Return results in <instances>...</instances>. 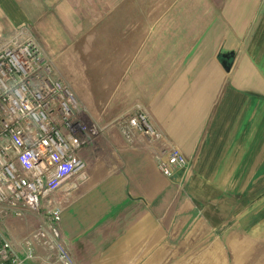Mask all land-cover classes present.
<instances>
[{"label":"crops","instance_id":"1","mask_svg":"<svg viewBox=\"0 0 264 264\" xmlns=\"http://www.w3.org/2000/svg\"><path fill=\"white\" fill-rule=\"evenodd\" d=\"M127 1L76 0V8L72 0L46 1L73 34L82 23L113 16L119 17L118 35L134 34L131 41L101 42L107 55L101 57L99 68L92 69L87 62L84 68L79 63L74 64L77 69L72 67L73 92L84 98L96 120L85 116L89 132L80 151L84 173L57 192L71 264H156L157 256L170 255L167 242L176 235L177 223L166 212L158 216V211L172 208L174 201L180 209L192 207L183 195L188 179L196 190L209 186L220 193L264 192V0H169L159 10L153 8L156 0H130L137 7L132 12L125 8ZM144 1L150 4L144 14L149 18L146 25L140 20ZM124 17L132 18V24L126 26ZM49 18L54 30L45 31L55 43L53 53H59L66 31L55 12ZM224 53L230 54L229 71L221 63ZM74 79L84 83L77 86ZM95 80L101 82L99 88ZM97 90L105 98L102 106L94 102ZM137 107L160 131L159 139L138 131L132 140L125 137L119 120ZM171 146L188 158L185 175L178 180L159 168ZM167 200L171 203L162 205ZM213 210L214 218H196L185 238L204 237L208 223L233 222L231 216L222 222L224 214L216 206ZM5 215L0 211L5 239L20 264H63L40 241L34 243L35 257L27 258L24 240L36 219ZM235 229L228 233H237ZM204 257L206 264H223L217 246ZM1 261L16 264L12 259Z\"/></svg>","mask_w":264,"mask_h":264},{"label":"built area","instance_id":"2","mask_svg":"<svg viewBox=\"0 0 264 264\" xmlns=\"http://www.w3.org/2000/svg\"><path fill=\"white\" fill-rule=\"evenodd\" d=\"M78 98L51 68L34 40L15 42L0 48V205L22 215L27 209L45 210L46 227L25 241L27 258H33L37 241L57 248V258L70 264L61 242L62 207L57 192L73 176L83 174L86 162L80 151L86 144L79 137ZM125 137L135 132L150 139L161 133L141 107L123 118ZM188 158L176 146L168 149L159 168L170 178H183ZM184 170V175L179 172ZM0 260L12 259V245L3 240Z\"/></svg>","mask_w":264,"mask_h":264},{"label":"rangeland","instance_id":"3","mask_svg":"<svg viewBox=\"0 0 264 264\" xmlns=\"http://www.w3.org/2000/svg\"><path fill=\"white\" fill-rule=\"evenodd\" d=\"M46 1L47 0H0V48L15 42H23L29 39L34 40L40 47L44 59L51 68V75L56 79H61L72 90L73 88L70 83V78L73 76L72 72L77 69L74 65L75 63H79L82 68H84V64L86 62L90 67H92V69L99 68L101 57L103 55H107V49L100 48L101 42H103L104 45H110V43H114L118 40L121 42L131 41V37L133 38L134 36L133 33L132 35H128L130 33L129 32L126 34L128 35V40H126V35L123 34H120L121 37L117 39L120 35L117 34V21L119 20V17L116 16L103 18L101 22H97L95 24L82 23L81 29L79 30L80 27L76 26L77 31L73 34L70 32L68 22L63 25L62 23L65 22L61 23L62 18L58 15L57 9L54 11V5L52 6L51 4H47ZM128 1L126 3L128 6L125 5L126 9L130 10L133 8L134 10L137 8L133 7L132 1ZM154 4L156 5L153 8H157L158 10L164 9L166 4H169V0H156ZM72 5L76 8V0H72ZM149 5L148 1L141 2L140 20L142 25H146L148 23L149 18L144 16V14L148 12L147 10ZM133 10H130V12ZM54 12L56 14L57 22L62 24L64 30L66 31L64 32V34H66V44L64 49L59 53H53L55 43L51 42V40H49V35L46 34L47 31L52 32L54 30L53 22L51 18H49V16L53 15ZM124 18L125 20H128L125 23L126 26L132 24V18ZM89 19L90 18H88V20ZM63 20L67 21V18H63ZM77 20L80 21L79 18H77ZM45 21H48L49 23L46 24ZM44 23L46 24L45 26L43 25ZM122 25L124 27L123 22ZM91 44H93L94 47L92 49L87 48V46H92ZM71 46H73V48ZM44 48H48L49 51ZM72 67L74 70H72ZM72 83L79 86L82 85L84 81L74 79ZM93 84L99 88L101 82L95 80L93 81ZM97 92L99 95L94 98V102L102 106V101H104L105 98L101 97L100 90H97ZM77 98L80 108V112L77 113V120L79 122L78 136L81 137L89 132L85 126V116L91 118L92 116L89 114L88 108L83 102L84 98H80L79 96H77ZM92 119L96 120L95 118ZM190 182L191 179H188L183 195L184 198L189 200L192 205L191 208L186 207L180 209L178 206L179 202L174 201L172 208H168L166 211L162 208L158 211V216L164 217L166 212L169 216L175 218L174 222L177 224L173 225L175 228L173 234L176 235L170 238L171 242H167V245L168 243H171V249L168 247L167 250L168 253L172 251L170 252L171 254L157 256L156 264H194L195 262L198 264H206L204 262V256H206V254L216 246L221 250L223 264H264V192L252 193L249 195L248 193L243 192L220 193L212 190L210 191L212 188L209 186H198L196 187L197 191L189 185ZM200 188L204 189V192L201 191ZM57 199L59 201V206H61L62 202L60 200L62 198ZM170 203L171 200H167V202L162 203V205H169ZM214 206H216L217 209L219 208L220 213L224 214L225 217L224 219H221L222 222H229L230 220L228 219V216H231V220L233 222L231 224L221 223L220 225H212L211 223H208L204 226V237L201 234H198V240H189L188 238H185V236H187L185 235V231H189L193 227L194 222H196V218H204L205 220H212L214 218ZM182 209L183 211L180 212L179 210ZM0 211L4 215L12 214L13 218H23L29 215V219L32 221H34V218L36 219V222H34V226L31 229L32 231L29 232V236L24 240V244L25 241L40 228L46 227L47 215L44 209L40 211L27 209L23 214L24 216L16 215L13 210L8 209L3 205H0ZM184 218L187 219L183 220ZM234 221L238 224H235ZM1 224L0 247L3 245V240H6L4 232V218L0 219V225ZM228 229H235L237 230V233L230 234L228 233ZM211 233L215 234L212 235ZM64 238V234L62 233L61 242L63 243L66 251H68L67 241ZM157 240H160V238H157ZM43 244L49 247V245L45 243ZM238 245H241V247H238ZM52 249H54L53 251L55 252H53ZM52 249H49L51 255L59 260L57 258V248L53 247ZM179 259L181 261L177 263ZM1 262L2 261L0 260V264ZM61 263L63 262L61 261Z\"/></svg>","mask_w":264,"mask_h":264},{"label":"water","instance_id":"4","mask_svg":"<svg viewBox=\"0 0 264 264\" xmlns=\"http://www.w3.org/2000/svg\"><path fill=\"white\" fill-rule=\"evenodd\" d=\"M229 56L230 54L228 53H224L222 55V59H221V63H222V66L227 70L229 71L230 70V64H229ZM184 175V170L182 169L180 172H179V176L182 177ZM172 179H175V180H178L179 178L178 177H172Z\"/></svg>","mask_w":264,"mask_h":264}]
</instances>
